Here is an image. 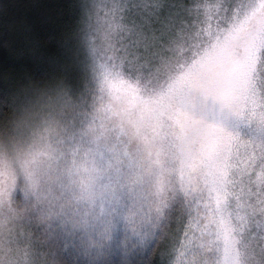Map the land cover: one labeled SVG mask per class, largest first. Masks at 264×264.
<instances>
[{
  "label": "snow or ice",
  "instance_id": "snow-or-ice-1",
  "mask_svg": "<svg viewBox=\"0 0 264 264\" xmlns=\"http://www.w3.org/2000/svg\"><path fill=\"white\" fill-rule=\"evenodd\" d=\"M20 5L0 2V264H264V0H78L46 58Z\"/></svg>",
  "mask_w": 264,
  "mask_h": 264
},
{
  "label": "trees",
  "instance_id": "trees-1",
  "mask_svg": "<svg viewBox=\"0 0 264 264\" xmlns=\"http://www.w3.org/2000/svg\"><path fill=\"white\" fill-rule=\"evenodd\" d=\"M2 2V0H0ZM13 4L21 3L20 7H29L30 15L35 14L47 20V29L36 36L35 55L46 58L56 48L57 42L66 35V29L61 26V21L67 16L70 9L68 5L77 3L78 0H9ZM22 63L33 66V55L25 48H18L15 53ZM5 52L0 48V57Z\"/></svg>",
  "mask_w": 264,
  "mask_h": 264
}]
</instances>
